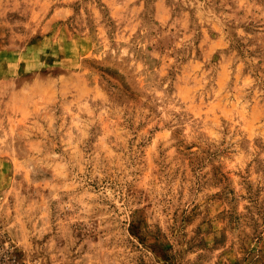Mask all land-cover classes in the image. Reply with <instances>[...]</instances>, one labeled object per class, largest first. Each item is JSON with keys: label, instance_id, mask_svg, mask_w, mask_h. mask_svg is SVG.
I'll return each instance as SVG.
<instances>
[{"label": "rangeland", "instance_id": "1", "mask_svg": "<svg viewBox=\"0 0 264 264\" xmlns=\"http://www.w3.org/2000/svg\"><path fill=\"white\" fill-rule=\"evenodd\" d=\"M0 264H264V0H0Z\"/></svg>", "mask_w": 264, "mask_h": 264}]
</instances>
